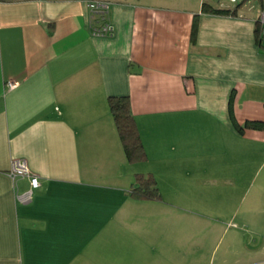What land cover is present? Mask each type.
I'll return each mask as SVG.
<instances>
[{
  "label": "crops",
  "instance_id": "1",
  "mask_svg": "<svg viewBox=\"0 0 264 264\" xmlns=\"http://www.w3.org/2000/svg\"><path fill=\"white\" fill-rule=\"evenodd\" d=\"M87 1L0 0V264H264V178L248 194L264 128L230 116L264 122L260 0H103L110 36ZM111 95L145 160H126ZM17 159L38 177L29 202ZM137 173L160 199L131 195Z\"/></svg>",
  "mask_w": 264,
  "mask_h": 264
},
{
  "label": "trees",
  "instance_id": "2",
  "mask_svg": "<svg viewBox=\"0 0 264 264\" xmlns=\"http://www.w3.org/2000/svg\"><path fill=\"white\" fill-rule=\"evenodd\" d=\"M202 10L214 13L225 11L224 9L214 8L211 5L205 3L202 6ZM196 25V20H194L191 32L192 37L196 33ZM107 100L118 132V136L122 143L126 160L129 162H139L145 160L147 157L146 151L140 139L135 118L131 112L129 97L127 95H111L108 96ZM230 116L234 126L238 131H242L244 127L259 129L264 128V122L253 120H247L243 123V125H239L232 115L231 108ZM130 193L137 198L155 200L161 198L156 180L150 173H137L135 175V185L131 188Z\"/></svg>",
  "mask_w": 264,
  "mask_h": 264
},
{
  "label": "built area",
  "instance_id": "3",
  "mask_svg": "<svg viewBox=\"0 0 264 264\" xmlns=\"http://www.w3.org/2000/svg\"><path fill=\"white\" fill-rule=\"evenodd\" d=\"M236 3L239 0H228ZM87 6L90 11V18L88 21V28L92 35L95 36H110L113 33V25L108 20L107 13L109 3L103 0H88ZM258 33L264 39V0H260V9L257 16ZM16 82H7L8 87H13ZM13 178L16 175H28L30 177V188L22 193L16 195V198L21 202H29L31 200L32 188L39 185L38 177L29 173L24 160L17 159L12 161V166L9 171Z\"/></svg>",
  "mask_w": 264,
  "mask_h": 264
},
{
  "label": "rangeland",
  "instance_id": "4",
  "mask_svg": "<svg viewBox=\"0 0 264 264\" xmlns=\"http://www.w3.org/2000/svg\"><path fill=\"white\" fill-rule=\"evenodd\" d=\"M258 2H259V0H245V4H243V7H247V6H252L253 8H257L258 7ZM259 37H260V35H259ZM261 38V37H260ZM136 166V169H144V166H146L144 163H139L138 165H134V167ZM251 175L253 174V176L254 177H256L257 178V180H256V182H254V179L252 180V182H251V190L249 191V193L248 194H256V193H258V192H254V190H256V188H255V184L257 183V181L259 180V179H262V178H264V156H262L261 155V161H259V163L257 164V166L255 167V165L254 164H252V167H251ZM256 187H257V185H256ZM255 188V189H254ZM264 190V189H263ZM254 194V195H255ZM257 195V194H256ZM247 197H248V195H247ZM249 198V197H248ZM167 199V200H166ZM165 200L167 201V205H165L166 207H169V208H173V206L172 205H177V204H179V200H173V198H171V197H169L168 196V198H166ZM236 204H238V205H236ZM252 204H254V206L255 207H253L252 206ZM249 207V208H251V209H253V208H255V209H257V206H258V202H256V201H251L250 202V206L247 204V201H242V200H238V201H236L235 202V207L237 208V207ZM140 208H146V206L144 205V206H141L140 205ZM144 219H146V218H144ZM230 235V233H227L226 234V237L224 238V241H223V243L220 245V249L218 250V254L217 255H219L220 254V252H222L221 251V249H222V247L225 245V240H227V235ZM255 238L254 239H251V241H259L258 240V235L257 236H254ZM243 240H241L240 238H235V240H234V243H236V244H239V243H243L242 242ZM239 252H237L236 254H235V256H239V257H242V254L241 253H239ZM216 255V256H217ZM246 255H244L243 257H245ZM244 259H248V257L246 256ZM243 260V259H242ZM236 261V260H235ZM239 261V260H238Z\"/></svg>",
  "mask_w": 264,
  "mask_h": 264
}]
</instances>
